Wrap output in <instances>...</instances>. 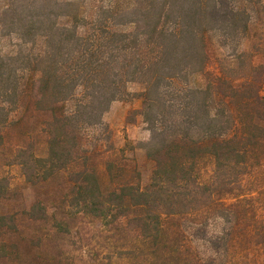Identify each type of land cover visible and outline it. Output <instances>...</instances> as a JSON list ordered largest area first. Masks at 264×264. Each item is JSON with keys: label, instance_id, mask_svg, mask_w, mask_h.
Segmentation results:
<instances>
[{"label": "trees", "instance_id": "1", "mask_svg": "<svg viewBox=\"0 0 264 264\" xmlns=\"http://www.w3.org/2000/svg\"><path fill=\"white\" fill-rule=\"evenodd\" d=\"M0 158V264H264V0H0Z\"/></svg>", "mask_w": 264, "mask_h": 264}, {"label": "rangeland", "instance_id": "2", "mask_svg": "<svg viewBox=\"0 0 264 264\" xmlns=\"http://www.w3.org/2000/svg\"><path fill=\"white\" fill-rule=\"evenodd\" d=\"M138 89L139 87L136 84L128 85L130 92L137 91ZM138 106L139 101L137 99L115 100L110 103L106 112L103 113L102 121L108 127L114 145H122L124 141L136 143L147 139L148 132L145 130L139 116H135L131 123H127L125 120L127 113L133 109H137ZM136 159L139 163L142 162L140 153H137ZM0 172L8 177L10 186L13 188V198L10 201L11 205H23V197L27 198V200L31 198L33 195L32 190L25 187L23 178L19 174L16 166H6L4 165V159L0 158ZM50 188L52 189L49 196L55 195L58 192V186L55 185H49L44 190ZM82 231H84L82 233L84 237H81V243H84L83 248L85 249L87 257L93 258L94 256L102 254L104 251L102 246L107 240L108 232L99 228L96 224H89ZM117 264H120V261Z\"/></svg>", "mask_w": 264, "mask_h": 264}]
</instances>
